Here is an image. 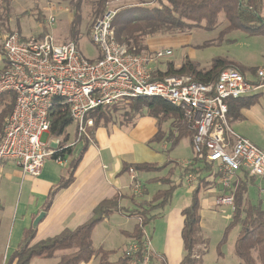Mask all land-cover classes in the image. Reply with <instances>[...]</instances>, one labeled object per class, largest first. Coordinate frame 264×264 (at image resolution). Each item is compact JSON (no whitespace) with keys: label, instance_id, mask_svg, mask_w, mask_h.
Here are the masks:
<instances>
[{"label":"built area","instance_id":"2783aa9c","mask_svg":"<svg viewBox=\"0 0 264 264\" xmlns=\"http://www.w3.org/2000/svg\"><path fill=\"white\" fill-rule=\"evenodd\" d=\"M47 10L45 25L52 28L55 10ZM114 15L115 11L107 10L91 26L89 39L100 51L97 60L85 58L74 42H57L50 33L35 39H24L17 33L0 38L5 61L0 70V96L14 97L0 134V161L13 163L30 177L40 174L47 159L64 166L62 158H52L59 141L53 139L51 152L40 141L42 134H49L56 99L58 106L68 111L77 139L91 141L93 121L85 118L88 112L119 106L131 99L159 98L180 111L192 131L193 154L211 165L223 190L231 188L217 199V204L232 208V183L237 182L241 172L258 181V194L264 196V150L233 132L227 104L228 100L264 89V71L256 72L260 81L256 85L233 68L221 71L214 83L207 84L188 75L158 77L156 73L164 71L155 65L169 57L171 50L157 48L138 54L134 48L117 43L112 27ZM183 179L186 185L195 187L194 174ZM140 249L141 258L132 262L150 264L149 242L144 241ZM137 250L134 243L125 252L134 255Z\"/></svg>","mask_w":264,"mask_h":264},{"label":"trees","instance_id":"16d2710c","mask_svg":"<svg viewBox=\"0 0 264 264\" xmlns=\"http://www.w3.org/2000/svg\"><path fill=\"white\" fill-rule=\"evenodd\" d=\"M4 7L8 6L10 0H0ZM166 4L159 7H148L143 5L129 6L116 10L112 21L115 41L134 48L136 53H147L145 40L152 36L180 33L186 29L203 26L205 30H212L219 15H223L228 31L240 30L249 35L264 34V16L261 15L264 0H165ZM80 0H75L73 4L72 20L69 25V35L72 42L76 43L79 36V25L81 17L79 15ZM104 2L101 1L97 10V16H101L104 11ZM42 18L39 16V21ZM11 34V33H10ZM233 68L243 77L245 75L232 62L217 59L207 71L198 70L196 65L189 61L183 63L179 68H175L172 63L168 64L165 71L156 73L158 77L188 75L194 81L200 83H214L219 73L225 69ZM156 76V77H157ZM257 83H252L256 85ZM260 94L252 93L238 99L228 100V117L238 118L240 109L249 108L258 102ZM56 99L53 104L50 119L49 134L53 139L59 141L58 148L53 153V159L63 158L72 155V149L68 146V129L74 124L66 109H62L57 104ZM14 103L12 94L0 96V134L3 129L5 119L10 115ZM122 113L126 125H134L135 121L144 114L153 118L158 127L157 134L150 142H159L162 139L169 142V148L174 149L182 138H191L192 131L183 122L181 113L167 102L159 98H138L131 99L125 103ZM118 106L101 107L88 112L86 119L93 121V128L89 135L93 137L94 131L99 127H107L112 124V115L118 112ZM174 119L177 122L175 134L165 135L161 130V125L167 120ZM81 143V149L76 158L69 163L66 175L59 183L50 189L44 204L43 211H47L54 196L61 190L68 187L73 180L74 171L88 147L90 140L80 138L73 133V139ZM170 161H165L162 165L155 163L126 164L123 163L121 173L133 171L141 172H161ZM211 165L204 161V157L194 155L191 163L182 167L181 177L194 174L198 182H203V186L208 185L207 181H200V175L211 171ZM256 179L249 177L245 172H241L234 190L232 192V214L229 224L226 226L224 234L216 246L217 256H221V248L226 242L227 233L234 227H239L238 235L234 241L233 253L237 259V264H264V211L261 202H245V196L249 185ZM149 183L160 182L170 185L169 178H154ZM181 183V182H180ZM172 185L163 191H157L149 201L135 200V195L115 194L112 198L103 200L95 206L91 217L76 227L75 229H64L57 235L33 243L36 229L31 226L24 229L21 239L16 249L7 259L6 264H30L34 258L52 259L59 251H71L62 255L56 264H134L135 258H141L144 229L155 219H158L160 212L169 205L173 192L181 184ZM202 187L196 184L191 192L190 204L180 212L182 217V228L180 237L182 240L183 257L179 264H202L201 256L207 250V240L200 235L199 216V193ZM128 199L132 205L131 209L121 206V201ZM155 212V213H154ZM117 213L129 219L137 220L130 233L122 232V235L138 246L134 255L123 252L116 259L110 260V256L115 251H107L102 248L94 249L91 242V235L96 225L103 222L112 214ZM150 262L166 264L158 256L150 253Z\"/></svg>","mask_w":264,"mask_h":264},{"label":"crops","instance_id":"0c3cea01","mask_svg":"<svg viewBox=\"0 0 264 264\" xmlns=\"http://www.w3.org/2000/svg\"><path fill=\"white\" fill-rule=\"evenodd\" d=\"M153 49L148 47V50ZM4 66L5 61L0 53V70ZM244 78L250 83H260L256 73L254 76H245ZM254 93L260 94L257 104L240 109L238 118H233L230 114L229 126L235 134L251 142L255 139L256 144L252 143L256 146L259 145L258 147L264 150V140L259 139L253 133L254 128L264 132V89L256 90ZM160 130L167 135L165 123L161 125ZM157 132L156 121L145 114L130 128L123 129L114 124L97 128L74 171L72 182L67 188L59 191L54 196L47 211L42 209L45 198L50 189L55 187L60 179L66 175L69 164L62 168L52 159H47L51 160L53 164L46 163L37 177H30L24 175L13 163L0 161V264H6L7 259L19 244L23 230L31 226L33 220L41 212L45 216L35 228L36 234L33 243L53 237L64 229H75L91 217L97 204L112 198L117 193L125 196L135 195V200L139 202L140 200L149 201L157 191L168 188L167 185L160 182L149 183L148 181L151 179L169 176L172 185L183 183L181 177L182 167L194 158L190 139L187 138L186 142L182 138L174 149L168 151L169 142L164 141L165 139L159 142H150ZM182 145L184 147L189 146L190 154L188 156H178V148ZM80 149H78V145L75 148V150H78V154ZM172 154L174 155L173 158H169ZM165 161H170V164L161 172H134L131 174L129 171L121 173L123 163H155L162 165ZM255 182L258 184L257 180ZM183 185L191 195L194 186L192 188L185 183ZM177 190L173 192L169 205L160 212L159 218L155 220V227H152L153 231L147 235L146 229L148 226L144 229L143 240L149 242L151 254L160 257L166 264H179L183 257L180 237L182 228L180 212L184 206H180L182 202L175 204L174 193ZM224 193V190L218 184H210L201 189L199 193V227L200 235L204 239H207L205 229L210 219H214L215 215L220 214L226 221H230L232 208L217 204V199ZM139 194L142 195L141 198H138L140 197ZM246 201H248L247 193L245 196ZM124 202L126 204H123ZM189 202L190 198L188 204ZM120 204L122 207L132 208L128 199H123ZM110 221L114 223V229H117L120 234L122 232L130 233L137 223L135 219H129L117 213L112 214L94 227L91 235L94 249L101 248L103 243L107 241V235L112 230L107 226ZM159 223L164 225L161 244L156 243V241L153 243L152 240L154 229L156 230ZM101 226H104L106 234L98 242V245L101 246L94 247V234ZM121 236L124 241L122 246H126L124 250L127 251L133 246L134 242L123 235ZM70 252L59 251L51 260L55 261L54 264H56L60 256ZM208 252L209 250L201 256L202 264H209L206 261ZM91 263L90 261L88 264ZM151 264H157V262ZM214 264H237V259L235 255L226 259L221 248V256L216 254Z\"/></svg>","mask_w":264,"mask_h":264},{"label":"rangeland","instance_id":"374dc122","mask_svg":"<svg viewBox=\"0 0 264 264\" xmlns=\"http://www.w3.org/2000/svg\"><path fill=\"white\" fill-rule=\"evenodd\" d=\"M101 1L104 2V11L111 10L115 12L116 10L129 6L143 5L148 7H159L160 4H166L165 0H80L79 15L81 17V22L76 44L80 53L90 60H97L100 57L98 47L89 39V32L92 24L99 18V16H97V10ZM74 3L75 0H10L8 6L4 7L0 1V38L10 33H17L24 39H35L44 34L50 33L59 43L72 42L69 35V25L72 20ZM49 7H53L55 10V23L52 28H48L47 25H45V18L48 15L47 9ZM261 15L264 16V4ZM39 16L42 18L41 21H39ZM145 45L147 50L148 47L151 49L168 48L171 50L172 54L169 57L155 65L163 71H165L170 63H172L175 68H179L186 61L196 65L198 70L207 71L217 59L232 62L246 77L254 76L258 70L264 71V34L249 35L240 30L228 31L226 29V22L223 15L218 16L217 23L212 30H205L203 26H200L186 29L180 33L152 36L145 40ZM118 107V112L112 115V124L123 129L133 127L132 125H126L124 122V117L122 115L124 105L120 104ZM176 127V120H167L165 123V131L168 132L167 134H169V137L170 135L175 134ZM68 133V146L72 149V156L62 158L64 166H68L70 159L77 156L78 150H75L76 146L78 145V149H80L81 146L80 143L75 141V138L73 139V125L68 129ZM253 133L259 139L264 140V132L262 130L254 128ZM184 139L187 142V138ZM170 140L171 138H169L167 142ZM40 141L47 145V151H53V147L51 146L53 138L49 134H42ZM254 141L252 142L255 143ZM170 150L171 149L169 148L168 151ZM189 154L190 150L188 145L186 147L182 145L178 148V156L185 157ZM173 156L174 155L172 154L169 158H173ZM46 163L53 164L51 160H45L42 169ZM62 168L65 167L62 166ZM166 178H169V176H166ZM199 179L200 181L201 179L204 182L207 181L208 185L218 184V176L212 168L209 173H202ZM176 180H178V178H176ZM182 182L184 183L183 177ZM183 183L181 184L183 185ZM196 184H199L202 189L208 186H203V182L198 181ZM235 184L236 182L232 183L233 190ZM167 186L170 188L172 183ZM180 187L181 186L176 188V190H178L174 193L175 204H178L177 202H182L180 206L187 207L190 204V202L188 204V199L191 195L184 185L181 189ZM230 190L231 188H226L224 192H229ZM247 194L248 201L250 203H257L260 201L261 208L264 211V196L258 194L257 183L248 186ZM139 196L140 197L138 198H141L142 195L139 194ZM123 204L126 203L124 202ZM155 220L148 225L146 229L147 235L153 231L152 227H155ZM228 224L229 221H226L219 214L215 215L214 219H210L208 226L205 229L207 250H209L206 256V261L209 264H214L216 258V246L222 238ZM107 226L112 230L108 233L107 241L103 243V247L98 245V242L106 234L104 226H101L96 230L93 243L94 247L101 246V248L105 250L115 251V253L110 256V260H114L116 256L125 252L124 249L126 246H122L124 242L123 237L121 236L122 234H120L117 229H114V223L110 221ZM163 230L164 225L159 223V226H156V230L154 229L152 236L153 243L156 241V243L161 244V239L164 234ZM238 232L239 227L236 226L226 235V242L222 246V252L226 259H229L230 256L234 257V240L236 239ZM94 262H96V260H94ZM54 263L55 261L51 259L46 260L41 258H34L31 262V264Z\"/></svg>","mask_w":264,"mask_h":264},{"label":"water","instance_id":"95a60500","mask_svg":"<svg viewBox=\"0 0 264 264\" xmlns=\"http://www.w3.org/2000/svg\"><path fill=\"white\" fill-rule=\"evenodd\" d=\"M45 214L41 212L32 222V228L35 229L39 222L44 218Z\"/></svg>","mask_w":264,"mask_h":264}]
</instances>
